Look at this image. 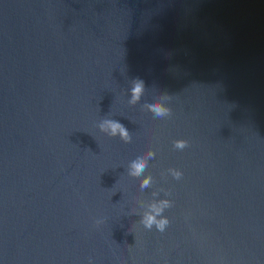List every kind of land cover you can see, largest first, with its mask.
<instances>
[{"label": "water", "instance_id": "obj_1", "mask_svg": "<svg viewBox=\"0 0 264 264\" xmlns=\"http://www.w3.org/2000/svg\"><path fill=\"white\" fill-rule=\"evenodd\" d=\"M0 264H264V0H0Z\"/></svg>", "mask_w": 264, "mask_h": 264}, {"label": "clouds", "instance_id": "obj_2", "mask_svg": "<svg viewBox=\"0 0 264 264\" xmlns=\"http://www.w3.org/2000/svg\"><path fill=\"white\" fill-rule=\"evenodd\" d=\"M141 88H142V85L139 84V83L135 86V88L133 89V96H134V98L138 97V94L140 93ZM152 110H153L157 115H161V114H163L164 111H165L164 109H162V108H160V107H158V106H156V105H152ZM110 126H111V128H112L113 133H115V131H116L117 129H119V130L121 131L122 136H126V135H127V133H126V131H125V129L123 128L122 125H120V124H118V123H112V122H110ZM178 146L182 147L183 144H182L181 142H178ZM133 167H134V169H135V173H136V174H139V173H141V172L143 171V169H144V163H143V161L138 160L137 162L134 163ZM144 222H145V226H146V227H151V226H152V223L154 222V218L151 217V216H149V217L146 218V220H145ZM166 223H167L166 220H165V221H162L161 223H159V224L157 225V227H158L160 230H163L164 225H165Z\"/></svg>", "mask_w": 264, "mask_h": 264}]
</instances>
